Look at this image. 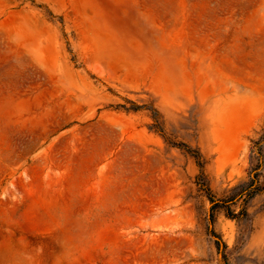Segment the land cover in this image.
<instances>
[{"label": "rangeland", "instance_id": "374dc122", "mask_svg": "<svg viewBox=\"0 0 264 264\" xmlns=\"http://www.w3.org/2000/svg\"><path fill=\"white\" fill-rule=\"evenodd\" d=\"M0 264H264V0H0Z\"/></svg>", "mask_w": 264, "mask_h": 264}, {"label": "crops", "instance_id": "0c3cea01", "mask_svg": "<svg viewBox=\"0 0 264 264\" xmlns=\"http://www.w3.org/2000/svg\"><path fill=\"white\" fill-rule=\"evenodd\" d=\"M8 134H10V132ZM8 134H7V136L10 137V135H8ZM30 144H31V142H30ZM38 150H40V149H21L19 152H16L15 154L11 155L8 159H13V158L18 159V160L24 159V161L27 162L26 170L29 173L34 169L33 168V167H35L34 164L38 163L35 160H33L32 158H30V154H32ZM41 150H45L48 155L51 153L50 152L51 149H41ZM44 154L45 153H43V155ZM31 168H33V169L30 171ZM41 185H43V184H41ZM44 185L46 188H44V189L42 188L41 190H42V192H44L46 194L42 198L37 196V197H39V199H37V200L42 201V199H44L45 197H47V200H49L50 197H55V196H58L60 194L59 191L55 190V186H54V183L52 181H50V182L48 181L47 184H44ZM47 215H50V214H47ZM51 215H52V213H51Z\"/></svg>", "mask_w": 264, "mask_h": 264}, {"label": "trees", "instance_id": "16d2710c", "mask_svg": "<svg viewBox=\"0 0 264 264\" xmlns=\"http://www.w3.org/2000/svg\"><path fill=\"white\" fill-rule=\"evenodd\" d=\"M180 146H185V145H180ZM195 156L198 158V154H197L196 152H195ZM251 184H252V181H250V182L244 187V189H242V190H247V189H249V190H248V195H250V196H251L253 193H255V192H257V191L259 190L258 187H254V188L250 189ZM200 185H201V186H205L203 180H201ZM205 190H206V194H207L208 198L212 201V195L210 194L209 189H208L207 187H205ZM227 215H228V216H232V213H230L229 209L227 210Z\"/></svg>", "mask_w": 264, "mask_h": 264}]
</instances>
